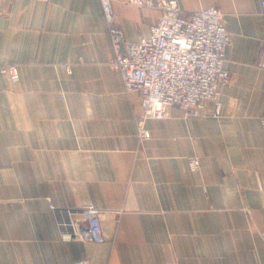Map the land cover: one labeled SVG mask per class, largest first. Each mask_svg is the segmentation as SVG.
Segmentation results:
<instances>
[{
    "label": "crops",
    "instance_id": "1",
    "mask_svg": "<svg viewBox=\"0 0 264 264\" xmlns=\"http://www.w3.org/2000/svg\"><path fill=\"white\" fill-rule=\"evenodd\" d=\"M263 3L179 0L187 15L225 14L231 81L220 116L174 108L146 120L141 141L139 95L109 65L111 30L138 43L160 10L0 0V264H264ZM84 205L100 211L102 244L60 226Z\"/></svg>",
    "mask_w": 264,
    "mask_h": 264
},
{
    "label": "built area",
    "instance_id": "2",
    "mask_svg": "<svg viewBox=\"0 0 264 264\" xmlns=\"http://www.w3.org/2000/svg\"><path fill=\"white\" fill-rule=\"evenodd\" d=\"M128 2L136 7L157 8L161 12L151 34L138 43L126 44L120 31L111 30L114 58L109 65L120 74L125 91L136 93L140 98L143 114L138 121L139 139H150L146 120L166 119L174 108L182 110L187 117L196 118L206 114L210 105V113L220 116L223 107L221 89L231 81V74L225 68L231 37L223 11L213 6L187 15L180 8L179 0ZM104 11L111 24L113 16L108 2H105ZM259 67L264 70V42ZM3 68L4 73H9L14 81L18 80L15 66ZM261 126L264 135V117ZM190 163L193 169L200 167L198 157H192ZM64 213L65 220L60 221V226L71 239L95 244L106 241L98 209L84 205Z\"/></svg>",
    "mask_w": 264,
    "mask_h": 264
},
{
    "label": "rangeland",
    "instance_id": "3",
    "mask_svg": "<svg viewBox=\"0 0 264 264\" xmlns=\"http://www.w3.org/2000/svg\"><path fill=\"white\" fill-rule=\"evenodd\" d=\"M5 68H7V67H5ZM5 68H3V69H5ZM125 93L127 94V96L128 97H131L132 96V94H136V93H132V94H128L126 91H125ZM131 95V96H130ZM139 100H140V98H139ZM140 104V103H139ZM141 108V107H140ZM141 113H142V109H141ZM143 114V113H142ZM150 137H151V133H150ZM144 141V140H143Z\"/></svg>",
    "mask_w": 264,
    "mask_h": 264
}]
</instances>
